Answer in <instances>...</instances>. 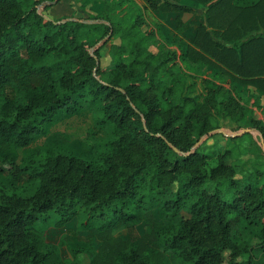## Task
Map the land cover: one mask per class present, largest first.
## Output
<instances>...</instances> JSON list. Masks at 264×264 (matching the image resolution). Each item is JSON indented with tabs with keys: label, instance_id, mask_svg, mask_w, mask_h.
<instances>
[{
	"label": "trees",
	"instance_id": "1",
	"mask_svg": "<svg viewBox=\"0 0 264 264\" xmlns=\"http://www.w3.org/2000/svg\"><path fill=\"white\" fill-rule=\"evenodd\" d=\"M60 1L0 0V264H260L264 170L207 145L196 99L176 94L136 25L147 9L175 14L178 34L264 91V0H80L91 18L44 13ZM188 13L208 22L194 36ZM196 47L186 55L217 63ZM254 112L243 107L242 137L264 134ZM41 223L73 231L71 260Z\"/></svg>",
	"mask_w": 264,
	"mask_h": 264
},
{
	"label": "rangeland",
	"instance_id": "2",
	"mask_svg": "<svg viewBox=\"0 0 264 264\" xmlns=\"http://www.w3.org/2000/svg\"><path fill=\"white\" fill-rule=\"evenodd\" d=\"M136 1L140 5H144V0ZM185 1L191 5L197 4L193 0ZM83 4L80 0H61L59 3L49 4L51 7L48 9L43 4L44 8L42 9L45 14L54 18L74 16L89 19L94 13L88 7L85 6V8ZM184 18L191 21L192 36L197 33L201 23L208 24L206 18L197 13L194 17L188 13ZM136 26L143 33L149 32L151 44L148 51L154 53L155 56H162L165 61L163 67H166L170 72L167 81L173 83L176 94L181 98L191 96L196 99L198 108L194 119L198 122L207 119L206 129H211L210 135L212 137L208 140L207 145L216 143L222 150L231 149L233 162L245 171L264 170V134L259 130H254L252 137H242L239 130V120L245 105L253 107L256 118L264 119V91L253 84L239 82L233 76V74H237V70L229 67L225 59L218 61L215 59L216 57H210L201 47H196L191 39H186L178 34L175 14L147 9ZM107 39L109 41L101 48L102 66H106L110 62L108 53L115 41L112 34ZM191 44L196 49L207 53L206 56L217 63L212 64L204 61L203 58L194 59L193 56H187L186 53ZM134 56L135 53L130 54V58ZM230 58L228 57V59ZM245 66L247 67V65ZM253 71L255 68L249 67L244 72L251 73ZM188 126L189 128L183 134L185 141H191L195 138L193 124L189 122ZM262 129L264 131V127ZM260 138H262V143ZM38 229L42 238L55 246L61 259L71 260V253L67 246V243L72 240L73 231L71 229L55 227L54 224L47 226L45 223L38 225ZM139 229L143 230V225H140ZM126 233L125 228L116 232V234L124 236ZM95 242L99 245V241L95 240ZM81 257L84 263L89 261L86 254L81 255ZM252 258L259 261L260 264H264V251H253Z\"/></svg>",
	"mask_w": 264,
	"mask_h": 264
}]
</instances>
